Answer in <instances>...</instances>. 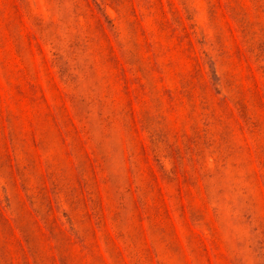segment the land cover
<instances>
[{"label": "rangeland", "instance_id": "rangeland-1", "mask_svg": "<svg viewBox=\"0 0 264 264\" xmlns=\"http://www.w3.org/2000/svg\"><path fill=\"white\" fill-rule=\"evenodd\" d=\"M0 264H264V0H0Z\"/></svg>", "mask_w": 264, "mask_h": 264}]
</instances>
